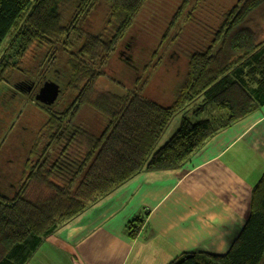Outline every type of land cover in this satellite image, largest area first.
Instances as JSON below:
<instances>
[{"label":"trees","instance_id":"1","mask_svg":"<svg viewBox=\"0 0 264 264\" xmlns=\"http://www.w3.org/2000/svg\"><path fill=\"white\" fill-rule=\"evenodd\" d=\"M193 1H181L175 27ZM148 2L0 0V87L22 71L33 90L62 78L68 94L64 106L56 101L44 108L47 119L17 189L0 191V264H27L64 222L137 173L183 167L217 132L264 107V0H237L224 13L209 44L189 55L171 104L145 96L143 87L127 90L118 83L121 92L97 91ZM100 6L105 18L94 31L87 18ZM189 105L178 130L156 150L171 120ZM86 106L103 117L100 133L78 121ZM144 222L131 219L129 237L136 239ZM169 264H264V173L226 254L185 252Z\"/></svg>","mask_w":264,"mask_h":264},{"label":"crops","instance_id":"2","mask_svg":"<svg viewBox=\"0 0 264 264\" xmlns=\"http://www.w3.org/2000/svg\"><path fill=\"white\" fill-rule=\"evenodd\" d=\"M263 173L259 111L217 132L183 167L137 173L64 222L38 252L58 264H169L185 252L224 255ZM136 217L145 222L132 239L127 225Z\"/></svg>","mask_w":264,"mask_h":264},{"label":"rangeland","instance_id":"3","mask_svg":"<svg viewBox=\"0 0 264 264\" xmlns=\"http://www.w3.org/2000/svg\"><path fill=\"white\" fill-rule=\"evenodd\" d=\"M181 1L149 0L135 26L106 65V76L97 81V91L121 92V86L127 90L143 87L145 96L165 105L173 102L176 90L187 71L189 55L209 44L223 20L224 13L237 2L195 0L186 8L175 27L173 17ZM193 5L196 7L195 10H192ZM104 18L105 9L100 6L87 21L92 29L97 31L101 28ZM261 37H264V23ZM156 56L157 59H153ZM159 59L161 63H158ZM25 78L22 71H16L10 84L4 83L0 87V191L6 195L16 190L21 180L29 150L47 119L44 108L56 103L46 105L35 98L36 90L17 88L16 85L21 83L34 87V83L31 82L33 80ZM59 80L61 82L62 78ZM60 88L62 98L56 101L64 106L68 103V94L63 92L61 85ZM192 106L185 107L183 112L174 116L157 143L156 150L174 135L182 116ZM86 107L79 112L78 121L86 122L94 132L100 133L104 128L103 117L90 107ZM260 109L252 114L264 112V107ZM31 259L27 264H58L56 259L51 258L50 262L38 251Z\"/></svg>","mask_w":264,"mask_h":264},{"label":"water","instance_id":"4","mask_svg":"<svg viewBox=\"0 0 264 264\" xmlns=\"http://www.w3.org/2000/svg\"><path fill=\"white\" fill-rule=\"evenodd\" d=\"M30 87L28 88V90ZM61 92L60 85L52 80L46 81L38 90L35 98L46 105H52L56 102Z\"/></svg>","mask_w":264,"mask_h":264},{"label":"flooded vegetation","instance_id":"5","mask_svg":"<svg viewBox=\"0 0 264 264\" xmlns=\"http://www.w3.org/2000/svg\"><path fill=\"white\" fill-rule=\"evenodd\" d=\"M132 50H133V49H132ZM45 82H46V81H45ZM45 82H44V83H45ZM57 82H58V81H57ZM32 83H34V82H32ZM44 83H43V84H44ZM58 83L61 85V83H60V82H58ZM43 84H42V85H43ZM25 85H26V84H24V83H21V84H19V85H16V87H17V88H20L21 90H24V88H27V89H28V88H29V86H27V85L25 86ZM34 86H35V83H34ZM33 88H34V87H33V85H32V86H30V89H32V90H33ZM39 89H40V87L36 89V93H37V91H38ZM61 93H62V91H61Z\"/></svg>","mask_w":264,"mask_h":264}]
</instances>
